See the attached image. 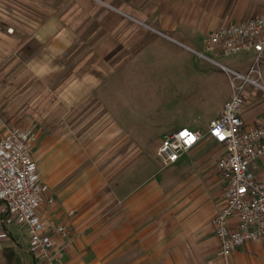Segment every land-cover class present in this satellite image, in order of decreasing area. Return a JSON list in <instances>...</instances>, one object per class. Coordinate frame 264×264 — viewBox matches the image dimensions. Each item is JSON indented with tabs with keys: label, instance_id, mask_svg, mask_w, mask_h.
Returning <instances> with one entry per match:
<instances>
[{
	"label": "crops",
	"instance_id": "obj_1",
	"mask_svg": "<svg viewBox=\"0 0 264 264\" xmlns=\"http://www.w3.org/2000/svg\"><path fill=\"white\" fill-rule=\"evenodd\" d=\"M28 1L49 19L36 22L37 36L36 27L21 25L14 35L6 32L9 25H0V52L11 49V61L38 81V209L69 228L66 237L54 238L49 264H264V238L245 242L226 258L218 255L212 219L222 205L223 180L218 157L201 166L200 156L206 143L212 149L217 144L221 154L222 146L210 137L195 149L198 141L186 152L191 158L183 161L180 176L153 171L139 140L120 122V108L106 105L118 90L122 53L131 59L139 48L176 39L173 34L194 43L219 26L264 13V0ZM72 5L78 13L63 22ZM81 18L86 23L76 24ZM260 69V85L247 83L242 90L240 114L247 126L264 119V59ZM3 108L0 136L8 128ZM249 169L264 179V156ZM23 230L0 199V264L41 262Z\"/></svg>",
	"mask_w": 264,
	"mask_h": 264
},
{
	"label": "rangeland",
	"instance_id": "obj_2",
	"mask_svg": "<svg viewBox=\"0 0 264 264\" xmlns=\"http://www.w3.org/2000/svg\"><path fill=\"white\" fill-rule=\"evenodd\" d=\"M62 2L56 0L53 4L59 5ZM77 13L78 8L72 5L61 19L68 22ZM48 19V16L28 0H0V25H9L6 28L9 34L15 35L13 30L23 25L31 30L36 27L37 36L40 27L36 22L44 23ZM86 21L81 18L75 23L82 24ZM8 28L12 30L8 31ZM19 35L22 36L23 33ZM172 36L178 41L164 38L162 42H154L146 48L137 49L136 54L132 51L131 59H128L129 53H122L119 74L115 81V88L118 90L115 99L108 100L106 105L110 108H120V122L143 146L149 158L146 162L151 170L180 176L186 168L183 161L191 158V154H184L177 164L163 166L155 153L163 136L185 124L203 133L195 149L207 141L210 138L205 134L208 122L219 114L222 103L229 99L232 93L230 74L222 65L246 74L252 55L215 54L206 48L202 35L197 37L194 43H188V40L178 35H169L171 38ZM144 39L152 40L151 36ZM1 54H8V57L0 58V107H4L2 115H5L8 121L4 122L7 127H34L32 151L36 161L38 81L27 73L26 66L11 61L14 57L11 49L8 52H0ZM8 60L12 63H6ZM211 147V142L204 145L205 152L200 156L201 166L214 163L220 156L221 148L217 144L213 149ZM140 171L139 168L137 174ZM22 232V237L27 242L28 233L25 230ZM39 263L49 264L50 261Z\"/></svg>",
	"mask_w": 264,
	"mask_h": 264
},
{
	"label": "built area",
	"instance_id": "obj_3",
	"mask_svg": "<svg viewBox=\"0 0 264 264\" xmlns=\"http://www.w3.org/2000/svg\"><path fill=\"white\" fill-rule=\"evenodd\" d=\"M205 46L215 54L253 56L246 74L222 65L230 74L232 93L219 114L208 122L205 132L223 148L216 160L223 180L222 205L213 225L219 240L218 255L226 258L245 242L264 238V179L249 169L256 158L264 156V119L258 125L247 126L240 114L245 84L260 85L264 13L213 29L205 37ZM202 136L199 130L179 127L163 136L156 157L163 166L172 165ZM34 138L31 126L8 127L0 136V199L8 217L26 227L33 257L49 261L54 238L66 237L69 228L64 223L48 221L38 209L42 187L32 154ZM230 219L236 220L235 225Z\"/></svg>",
	"mask_w": 264,
	"mask_h": 264
}]
</instances>
